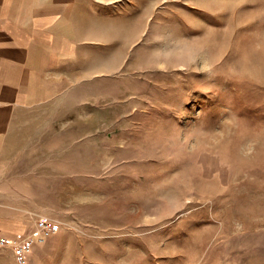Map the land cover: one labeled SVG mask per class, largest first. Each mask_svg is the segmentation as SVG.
Returning a JSON list of instances; mask_svg holds the SVG:
<instances>
[{
  "label": "rangeland",
  "instance_id": "rangeland-1",
  "mask_svg": "<svg viewBox=\"0 0 264 264\" xmlns=\"http://www.w3.org/2000/svg\"><path fill=\"white\" fill-rule=\"evenodd\" d=\"M86 1L82 70L0 147L25 264H264V0Z\"/></svg>",
  "mask_w": 264,
  "mask_h": 264
},
{
  "label": "crops",
  "instance_id": "crops-1",
  "mask_svg": "<svg viewBox=\"0 0 264 264\" xmlns=\"http://www.w3.org/2000/svg\"><path fill=\"white\" fill-rule=\"evenodd\" d=\"M86 2L0 0V147L13 135L19 112L57 95L59 75H67L82 56L85 35H90L83 20ZM75 63L76 73L83 66ZM27 232L26 217L0 206V235L17 239Z\"/></svg>",
  "mask_w": 264,
  "mask_h": 264
},
{
  "label": "built area",
  "instance_id": "built-area-1",
  "mask_svg": "<svg viewBox=\"0 0 264 264\" xmlns=\"http://www.w3.org/2000/svg\"><path fill=\"white\" fill-rule=\"evenodd\" d=\"M59 229V225L47 218L39 220V231L45 234H51ZM35 243L34 235L29 234L17 239L0 235V250L11 249L19 264H25L28 260L29 252L33 249Z\"/></svg>",
  "mask_w": 264,
  "mask_h": 264
},
{
  "label": "bare ground",
  "instance_id": "bare-ground-1",
  "mask_svg": "<svg viewBox=\"0 0 264 264\" xmlns=\"http://www.w3.org/2000/svg\"><path fill=\"white\" fill-rule=\"evenodd\" d=\"M69 27H70V25H69Z\"/></svg>",
  "mask_w": 264,
  "mask_h": 264
}]
</instances>
